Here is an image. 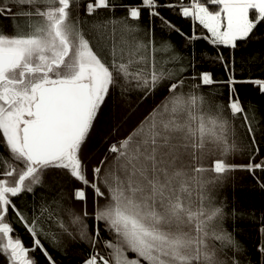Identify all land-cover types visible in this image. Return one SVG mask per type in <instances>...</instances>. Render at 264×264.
<instances>
[{
	"label": "snow or ice",
	"instance_id": "1",
	"mask_svg": "<svg viewBox=\"0 0 264 264\" xmlns=\"http://www.w3.org/2000/svg\"><path fill=\"white\" fill-rule=\"evenodd\" d=\"M0 264H264V0H0Z\"/></svg>",
	"mask_w": 264,
	"mask_h": 264
},
{
	"label": "trees",
	"instance_id": "2",
	"mask_svg": "<svg viewBox=\"0 0 264 264\" xmlns=\"http://www.w3.org/2000/svg\"><path fill=\"white\" fill-rule=\"evenodd\" d=\"M217 72L219 73V69H217ZM257 75H259V72H257ZM245 96L249 99H257L259 101V97L255 93L254 86H249L248 91L245 92ZM242 197L245 199L243 200L244 203H255L257 205L260 204L262 200V194L259 191H252L246 188H242L241 190ZM21 232H23V229H21ZM23 239L26 244L30 243V238L27 234L23 236Z\"/></svg>",
	"mask_w": 264,
	"mask_h": 264
}]
</instances>
